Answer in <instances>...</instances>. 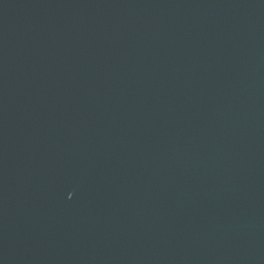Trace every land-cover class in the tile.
<instances>
[{
    "label": "water",
    "instance_id": "water-1",
    "mask_svg": "<svg viewBox=\"0 0 264 264\" xmlns=\"http://www.w3.org/2000/svg\"><path fill=\"white\" fill-rule=\"evenodd\" d=\"M0 264H264V0H0Z\"/></svg>",
    "mask_w": 264,
    "mask_h": 264
}]
</instances>
